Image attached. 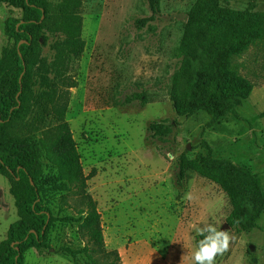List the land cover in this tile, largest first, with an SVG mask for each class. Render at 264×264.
I'll return each mask as SVG.
<instances>
[{
	"label": "rangeland",
	"instance_id": "obj_1",
	"mask_svg": "<svg viewBox=\"0 0 264 264\" xmlns=\"http://www.w3.org/2000/svg\"><path fill=\"white\" fill-rule=\"evenodd\" d=\"M197 0H160L153 13L149 0H81L84 53L57 71L54 62L64 36L47 40L31 65L33 92L28 130L37 138L53 133L64 110L81 156L87 193L101 214L104 248L117 252L116 264H194L196 227L208 224L227 230L229 248L216 264H264V215L258 228L240 232L227 225L232 211L217 185L189 172L180 182L178 159L198 153L215 161L233 162L260 181L264 192V42H257L230 63L225 88L248 87L250 97L221 130L206 113L179 117L170 99L172 78L181 65L179 48ZM224 9L264 14V0H219ZM9 17L23 11L0 3V58L12 48L4 34ZM153 18L143 28L137 22ZM53 97L50 103L47 97ZM132 98L131 104H126ZM166 122L172 133L153 139L149 125ZM26 130L28 134L29 131ZM45 205L57 219L78 218L82 204L61 170L44 161L39 185ZM10 185L0 176V242L17 209ZM190 193L191 199H185ZM50 250L31 251L26 264L112 263L114 257L64 255L61 248L81 249L79 224L55 222Z\"/></svg>",
	"mask_w": 264,
	"mask_h": 264
},
{
	"label": "trees",
	"instance_id": "obj_2",
	"mask_svg": "<svg viewBox=\"0 0 264 264\" xmlns=\"http://www.w3.org/2000/svg\"><path fill=\"white\" fill-rule=\"evenodd\" d=\"M160 0H149L153 13ZM255 2L256 0H252ZM0 3L20 9L23 17H9L4 34L12 48H6L0 58V176L10 185L18 219L12 223L6 238L0 242V264H26L31 251L50 250V233L55 222L79 224L85 246L78 250L61 248L64 255L77 260L79 256L92 259L93 255L114 257L117 252L104 248L101 214L97 202L87 193L81 156L64 110L54 114L59 122L53 133L37 139L28 130L33 92L31 65L38 55L46 34L64 36L54 67L60 71L67 60L79 59L85 49L82 39L81 0H0ZM224 9L219 0H197L189 18L179 48L181 65L172 78L170 99L179 117L206 113L221 130V122L234 116L251 95L248 87L225 86L232 78V59L257 42H264V14L253 11ZM153 18L137 22L143 28ZM47 97L55 103L53 97ZM132 98L126 104L132 103ZM29 131L30 134L26 132ZM173 126L153 122L149 133L153 139L168 137ZM53 161L61 170L62 179L72 187L82 208L78 218H55L45 205L39 185L44 181V161ZM189 172L217 185L228 196L232 211L227 225L240 232L258 228L264 215V192L259 179L249 170L233 162L215 161L198 153L194 158L182 154L178 159L180 182ZM202 237H196V244ZM220 255L216 257L215 264ZM92 264H97L95 260Z\"/></svg>",
	"mask_w": 264,
	"mask_h": 264
},
{
	"label": "clouds",
	"instance_id": "obj_3",
	"mask_svg": "<svg viewBox=\"0 0 264 264\" xmlns=\"http://www.w3.org/2000/svg\"><path fill=\"white\" fill-rule=\"evenodd\" d=\"M191 194L185 195L190 200ZM195 235L202 237L197 241V247L192 253L194 264H215L216 257L223 255L229 248L230 236L227 230L218 229L212 224L205 227H196Z\"/></svg>",
	"mask_w": 264,
	"mask_h": 264
},
{
	"label": "crops",
	"instance_id": "obj_4",
	"mask_svg": "<svg viewBox=\"0 0 264 264\" xmlns=\"http://www.w3.org/2000/svg\"><path fill=\"white\" fill-rule=\"evenodd\" d=\"M6 234H7V233H6ZM5 238H6V237H5ZM3 240H4V239H3ZM3 240H2V241H3Z\"/></svg>",
	"mask_w": 264,
	"mask_h": 264
}]
</instances>
